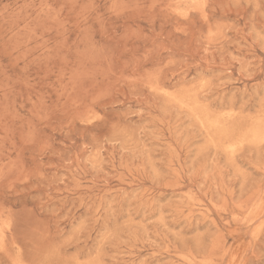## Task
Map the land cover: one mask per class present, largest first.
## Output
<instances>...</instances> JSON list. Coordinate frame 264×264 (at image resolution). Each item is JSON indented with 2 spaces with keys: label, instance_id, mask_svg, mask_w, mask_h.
<instances>
[{
  "label": "rangeland",
  "instance_id": "obj_1",
  "mask_svg": "<svg viewBox=\"0 0 264 264\" xmlns=\"http://www.w3.org/2000/svg\"><path fill=\"white\" fill-rule=\"evenodd\" d=\"M0 264H264V0H0Z\"/></svg>",
  "mask_w": 264,
  "mask_h": 264
},
{
  "label": "bare ground",
  "instance_id": "obj_2",
  "mask_svg": "<svg viewBox=\"0 0 264 264\" xmlns=\"http://www.w3.org/2000/svg\"><path fill=\"white\" fill-rule=\"evenodd\" d=\"M167 94V93H166Z\"/></svg>",
  "mask_w": 264,
  "mask_h": 264
}]
</instances>
